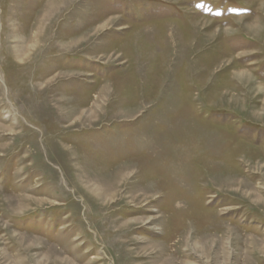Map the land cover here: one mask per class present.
Masks as SVG:
<instances>
[{"label":"rangeland","instance_id":"1","mask_svg":"<svg viewBox=\"0 0 264 264\" xmlns=\"http://www.w3.org/2000/svg\"><path fill=\"white\" fill-rule=\"evenodd\" d=\"M0 264H264V0H0Z\"/></svg>","mask_w":264,"mask_h":264},{"label":"bare ground","instance_id":"2","mask_svg":"<svg viewBox=\"0 0 264 264\" xmlns=\"http://www.w3.org/2000/svg\"><path fill=\"white\" fill-rule=\"evenodd\" d=\"M52 11V10H51ZM48 14H50V12L48 13ZM58 14V10L56 11V13H55V15H57ZM50 18V17H49ZM49 18L47 17L44 21H42V23H41V27L42 26H48V25H46L47 24V22L48 21H46V20H49ZM53 19H54V17H53ZM50 21V20H49ZM42 37H43V35H42ZM37 38H41V35L39 36L38 35V37H36V35L35 36H33L32 37V40L35 42H37ZM39 42H41V41H39ZM39 47H40V45H39ZM39 47H38V45L37 44H35V46L34 45H31V47H30V51L32 52V51H37L38 49H39ZM40 52V51H39ZM186 134V133H185ZM192 135V134H191ZM203 135V134H202ZM187 136V135H186ZM214 136V135H213ZM217 136V135H216ZM176 140V139H175ZM171 143V142H170ZM158 160V159H157ZM160 161V160H159ZM207 177V176H206ZM202 187V186H201ZM213 188V187H212ZM195 190H197V189H195ZM253 196V195H252ZM196 199V198H195ZM200 202V201H199ZM222 223V222H221ZM222 225V224H221Z\"/></svg>","mask_w":264,"mask_h":264}]
</instances>
